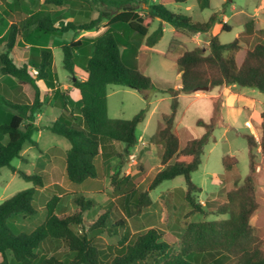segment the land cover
Returning a JSON list of instances; mask_svg holds the SVG:
<instances>
[{"label": "trees", "instance_id": "1", "mask_svg": "<svg viewBox=\"0 0 264 264\" xmlns=\"http://www.w3.org/2000/svg\"><path fill=\"white\" fill-rule=\"evenodd\" d=\"M21 1L14 0V3ZM35 1L27 2V15L20 21L22 24L13 22L1 38L5 49L0 52V74L17 80L20 95H4L6 98L0 95V102L14 111L0 125V169L7 166L33 184L0 203L1 264H10L9 253L18 264H36L38 261L40 264H264V228L251 222L261 207L256 172L258 154L264 159V110L259 138L251 133H241L247 140L249 171L242 182L240 176H236L235 185L227 190L223 202L199 203L196 194L202 189L192 179V173L201 164L205 146L214 140L215 127L231 126L224 119L223 96L212 95L209 121H197L204 129L202 135L182 146L175 127L181 93L192 94L206 86L211 91L217 86L229 85L256 88L264 93V28H257L255 20L250 19L234 40L222 43L218 35L213 34L215 25L222 23L219 14L213 13L207 21H196L168 8L170 4L188 0H156L152 4L147 0L43 1V5L55 7L69 5L73 17L69 21H65L63 15H49V9L33 10L31 5ZM143 3L148 5L144 13L141 12ZM211 3V0H198L201 9L210 7ZM94 12L98 13L96 18H92ZM103 19L107 22L95 38L81 37L61 46L64 68L74 73L83 58L86 78L76 77L73 81L80 93L79 112L68 107V97L62 93L61 113L46 128L70 142L66 153V176L72 183L98 177V156L104 162H110L116 154L120 158L130 154L139 143L137 127L146 118L154 88L151 77L139 66V48L143 43L155 46L164 35L162 22H169L176 33L207 35L209 48L205 52L204 47L196 46L177 57L180 87L167 89L171 95L170 111L162 114L157 130L139 152L141 156L151 144L156 145L160 149L162 167L147 189H141L133 175L114 173L110 178L113 198L104 206L100 204L95 208L92 197L76 193L72 197L75 210L62 215L56 213L59 197L54 196L46 203V217L39 226L30 233L15 232L9 220L20 214L37 213L34 199L38 188L44 186V177L20 170L11 162L21 156L26 143L38 145L33 139V134L39 130L35 119L44 103L38 81L53 88L55 98L59 94L56 75L52 71L54 54L51 48L32 44L28 62L21 65L14 61L11 53L18 38L21 36L29 41L33 31L61 36L70 30H92ZM155 19L161 22L149 33ZM222 30H231V25L224 22ZM33 70L37 72L34 74ZM109 84L137 90L146 100V106L132 118H111L108 114ZM115 142L124 144L125 154L116 153ZM238 161L237 156L229 154L222 158L226 170L234 169ZM178 176H183L186 184L183 218L205 214L206 207L228 216L187 221L174 240L156 227L133 232L129 220L141 215L152 204L150 190ZM97 208L100 212L97 218L87 222L84 212L88 211L89 215ZM105 232L121 237L115 244H105L101 239ZM60 247L64 249L65 258L59 256Z\"/></svg>", "mask_w": 264, "mask_h": 264}, {"label": "rangeland", "instance_id": "2", "mask_svg": "<svg viewBox=\"0 0 264 264\" xmlns=\"http://www.w3.org/2000/svg\"><path fill=\"white\" fill-rule=\"evenodd\" d=\"M9 1L0 0V35L6 33L5 31H7L12 20L19 25L22 24L18 18H10L7 15ZM147 2L151 3L150 0H147ZM211 2V6L204 9L199 7L198 0H188L185 3H173L168 5V8L175 13L188 15L196 21H207L213 13L219 14L222 23L219 24V28L221 27V29L218 32V38L222 43H228L234 40L244 30L245 23L250 19H254L259 28H264V0H211ZM31 7L33 10L41 9V11L50 9L54 17L58 15L65 16V21L73 19L69 13V5L55 7L43 5L40 3V0H36ZM147 8L148 5L143 3L141 12L144 13ZM97 16L98 13L94 12L92 18H96ZM106 22L107 20L103 19L96 28L92 29L95 33L90 35L100 34ZM160 22L159 19H155L149 33L154 32ZM224 22L231 25V30H222V24ZM58 24L59 22L56 21V25ZM162 26L164 29L162 39L153 47H147L143 43L137 55L140 68L145 74L151 77L154 84V88L151 89L152 98L150 108L144 121L137 127L138 134H141L143 131L147 135L154 134L158 124L162 121V114L170 111L171 95L167 92V89L170 87L177 88L181 82L176 62L177 57L185 50L193 49L196 46L204 47L205 52H208L209 48L207 35H193L183 31H177L176 33L175 27L169 22H162ZM83 32L84 30L64 32L61 36H58L61 38L59 45L63 43L68 44L71 41L79 39ZM40 35L41 32L33 31L29 39L33 42H38ZM242 45L245 46L244 44ZM4 49L5 43L0 39V52ZM53 54L54 62L52 71L56 75V85L59 94L56 95L57 105L59 107V104L62 103V93H65L68 97V107L77 113L79 112L78 101L72 99L70 88L73 85L74 77L86 78L84 70L86 62L81 58L74 73H70L63 66L61 46H57ZM26 55L27 52H25L22 38H20V43L15 47L12 57L15 61L22 62ZM64 84H67L70 88L64 89ZM216 91H218V88H213L211 91L201 90L195 92L197 96L180 94L175 127L180 135L182 146L188 140L202 135L204 129L197 121L199 119L209 121L212 112L210 97ZM228 92L226 91L224 94L226 105L224 104L222 111L225 121L229 122L231 126L217 125L215 127L213 132L214 140H211L205 146L201 164L192 173L193 181L202 189L201 192L196 194V199L203 205L207 201H225L226 192L235 185L236 176H240V182H242L248 174L247 140L241 136V133H251L256 139L259 138V122L261 120V112L264 110V93L256 88L236 85L232 89V92L245 94L249 99L239 98L237 103H234L233 98L231 99L232 95L228 94ZM18 93L19 90L16 91V95ZM0 95L5 97L1 91ZM72 95L73 97H79L78 90L74 89ZM48 97H52V95L45 92L44 98L47 100ZM145 106L146 100L137 90L119 84L108 85V114L111 118H132ZM12 112L14 111L6 103L0 102V125L8 120V116ZM34 139L39 142V145L31 146L30 143H26L24 146V148L30 147L26 155L28 161L21 162L20 158H14L11 162L12 165L18 166L20 170L29 173H37L38 162L43 159H49L51 151L63 152L70 146V142L65 137L55 134L51 130H43L41 133L36 132ZM147 142L139 139L138 145L131 150L130 154L123 152V143L115 142L114 147L116 153H124V157L120 158L116 154L110 159V162H104L102 157L98 156L96 159L99 172L98 177L89 178L78 184L70 182L67 176H64L62 169H60V157L57 156L58 166L56 178L51 179L50 175L47 174L44 177V186L38 188L35 196L34 204L37 213L34 215L20 214L10 219V227L15 232H32L45 220L46 203L54 196L59 197L56 213L62 215L75 210L76 206L72 201V197L76 193L84 194L85 197H92L96 202L95 208L100 204L104 206L109 199L113 198V188L110 184V178L116 172L133 175L138 186L141 189H147L156 172L162 167L160 162V149L156 145L151 144L150 148H145L146 150L143 154L141 156L139 155V152ZM40 149L44 152L42 153ZM226 154L237 156L239 160L236 167L232 170H226L223 165L222 158ZM257 162L258 170L256 174L259 179L257 195L261 207L252 217L251 222L256 227L264 228V159L260 154L257 156ZM32 185L31 182L24 180L9 167H2L0 169V203L19 190L31 187ZM185 187L184 177L178 176L174 179L166 180L156 188L150 190L152 204L141 215L129 220L130 229L133 232H138L148 227H156L166 231L168 237L174 240L187 221L222 219L228 216L218 214L215 209L206 207L205 214L196 213L188 219L183 218L181 213L185 209L183 199ZM99 213V209L97 208L91 211L89 215L88 211H85L84 216L87 222H89L96 219ZM120 237V235H108L106 232L101 234V239L105 244H115L119 241ZM59 256L65 258L62 247L59 248ZM1 261L2 257L0 255V264ZM9 263L18 264L13 260L11 253H9ZM36 264H40L39 261Z\"/></svg>", "mask_w": 264, "mask_h": 264}, {"label": "crops", "instance_id": "3", "mask_svg": "<svg viewBox=\"0 0 264 264\" xmlns=\"http://www.w3.org/2000/svg\"><path fill=\"white\" fill-rule=\"evenodd\" d=\"M29 1V0H28ZM27 0H22L19 4H16L14 3V0H10L9 3H8V11H7V15L10 17V18H18L19 21H21L22 19H24L26 17V4L28 2ZM44 0H40V3H43ZM149 1V0H148ZM151 3L148 2V4H152L154 2H156V0H150ZM48 10V9H47ZM50 10V9H49ZM49 15L53 16L51 11L49 12ZM54 17V16H53ZM226 21V20H224ZM15 22V21H11L10 25ZM256 22V21H255ZM17 23V22H16ZM219 24H216L214 29H213V34L214 35H218V32L220 31L221 27L219 28ZM257 26V24H256ZM9 28V27H8ZM219 28V29H218ZM257 28H259L257 26ZM8 30V29H7ZM216 30V31H215ZM7 33V31H5ZM41 32V31H39ZM6 33H3L2 35H0V39L6 34ZM95 31L93 30H84L83 33H81V37H88V38H95L96 36L98 35H94V36H91L90 34H94ZM80 37V38H81ZM20 38H22V43L24 44V48H25V52H27V55L26 57L24 58V60L22 62H18V61H15L17 64L21 65V64H24L26 62H28V58H29V47L32 45V44H39L41 46H46V47H49L52 49V51L54 52V49L57 47V46H62L63 44H60L59 43L61 42V38L58 37L57 35L53 34V33H43L41 32V35H40V38L38 39V42L36 41H26L23 37H19L18 38V43L17 45L20 43ZM16 45V46H17ZM15 46V47H16ZM149 47V46H147ZM15 50V48H14ZM14 50L12 51L11 53V57H12V54L14 52ZM140 50V48H139ZM13 58V57H12ZM38 84L40 85L41 89H42V99H43V105L41 107V109L39 110V112L36 114V119H35V124L38 126L39 130L36 131V132H39L41 133V131L43 130H49L46 128V126L50 125L54 120H56L60 113H61V109L60 107H58L57 105V99L55 98L54 96V89L53 88H50L46 85V83L42 80L38 81ZM72 87L70 88V86H68L67 84H64V89H69L70 88V94H71V97L72 99L78 101L79 98H80V93H79V97L75 96L73 97L72 95V92L74 89H76L73 85H71ZM236 85H229V86H217L215 88H218V91H216L214 94L212 95H221L223 96L224 98V94L226 91H229L228 94H231L232 97L231 99L233 98V101L234 103H237V100L239 98H243V99H249L248 97H246L245 94H242V93H233L232 92V89L235 87ZM62 87V86H61ZM180 87V84H178V87ZM18 90V85H17V80L16 79H13V78H10L8 76H5V75H1L0 74V91L2 92L3 95H5L7 97V95L11 96H16L18 97V95H20V92L18 93V95H16V91ZM78 90V89H77ZM45 92H48L49 95H52V97H48V99L46 100L44 98V93ZM79 92V91H78ZM184 94V93H183ZM186 95H196V93H192V94H186ZM197 96V95H196ZM230 99V100H231ZM230 102V101H229ZM224 104L226 105V102H225V99H224V102H223V106ZM2 105V104H1ZM264 107V106H263ZM258 122V121H257ZM261 122V120H260ZM259 122V123H260ZM35 132V133H36ZM34 133V134H35ZM34 134H33V139H34ZM153 135V134H152ZM152 135H147V133L145 131H143L141 134H138L139 136V139L143 142H147L149 140V138L152 136ZM35 140V139H34ZM37 141V140H36ZM37 144L39 145V142L37 141ZM124 145V144H123ZM32 146V145H31ZM70 147V146H69ZM66 148L63 152L62 151H51V156L49 155V159H43V160H40L38 162V174L42 175L43 177H46L47 174L50 175V178L51 179H55L56 178V174H57V166H58V160H57V156L60 157L59 158V163H60V169H62V172L64 174V176H66V153H67V150L69 149ZM30 147L28 148H23L22 152H21V156L18 157L20 158L21 162L23 161H28L26 155H27V152L29 151ZM40 151L43 153L44 151L40 149ZM46 153V152H45ZM48 154V153H47ZM50 154V153H49ZM97 159V158H96ZM14 166V165H13ZM16 168L20 169L18 166H15Z\"/></svg>", "mask_w": 264, "mask_h": 264}, {"label": "water", "instance_id": "4", "mask_svg": "<svg viewBox=\"0 0 264 264\" xmlns=\"http://www.w3.org/2000/svg\"><path fill=\"white\" fill-rule=\"evenodd\" d=\"M75 80H76V77H74V81H75ZM201 90L208 91V90H209V87L206 86V87L202 88Z\"/></svg>", "mask_w": 264, "mask_h": 264}, {"label": "built area", "instance_id": "5", "mask_svg": "<svg viewBox=\"0 0 264 264\" xmlns=\"http://www.w3.org/2000/svg\"><path fill=\"white\" fill-rule=\"evenodd\" d=\"M34 74L37 72L36 70H33Z\"/></svg>", "mask_w": 264, "mask_h": 264}]
</instances>
